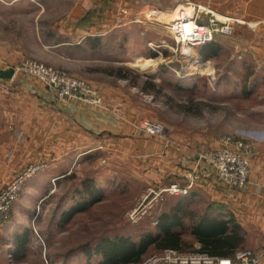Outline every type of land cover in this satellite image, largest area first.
<instances>
[{
  "label": "rangeland",
  "instance_id": "obj_1",
  "mask_svg": "<svg viewBox=\"0 0 264 264\" xmlns=\"http://www.w3.org/2000/svg\"><path fill=\"white\" fill-rule=\"evenodd\" d=\"M77 1L0 0V62L20 66L34 60L91 84L108 80L115 89L112 97L128 101L136 128L142 118H155L166 127L164 140L158 139L169 144L178 138L207 150L220 146L225 136L250 142L254 149L251 168L252 161L264 153V62L241 52L233 58L223 52L203 70L200 47L192 46L193 59L191 49L183 51L164 22L163 12L158 17H136L154 25L151 29L131 23L100 36L103 41L96 47L70 43L73 37L64 31V22L78 21L72 16ZM127 20L129 16L117 23ZM63 41L69 43L59 44ZM140 57L152 61L151 65L140 67ZM0 133L7 134L6 128H0ZM94 148H83V156L72 164L70 159L54 160L51 165L46 160L47 168L27 179L0 225V264H103L93 252L100 239L132 236L137 240L144 228L156 231L157 219L179 202L181 225L174 230L184 242L182 250L202 247L191 231L190 215L201 214L205 200L148 195V188L155 185L145 179L141 156L132 149L112 150L100 143ZM63 161H69V166L59 165ZM13 177L4 178L6 183L0 179V189ZM30 185L35 190L28 198ZM144 194L147 197L140 210L147 208V213L129 220L126 212ZM94 196L99 199L92 201ZM84 203V209L67 217L70 208ZM239 222L237 247L264 250L263 234L245 220ZM159 251L150 244L138 263L121 264H142Z\"/></svg>",
  "mask_w": 264,
  "mask_h": 264
},
{
  "label": "crops",
  "instance_id": "obj_2",
  "mask_svg": "<svg viewBox=\"0 0 264 264\" xmlns=\"http://www.w3.org/2000/svg\"><path fill=\"white\" fill-rule=\"evenodd\" d=\"M188 5L193 13L198 7L201 12L212 11L220 19L244 21L233 25L232 34H216L211 42L198 45L203 70L211 59L223 52L230 54L231 58L241 52L255 62H264V0H78L72 13L74 20L83 19L87 14L90 19L74 24L66 20L64 31L72 35L70 43H88L90 47H96L103 41L100 36L121 25L138 23L145 29L154 26L137 16L156 14L158 17L166 10L174 12L175 8ZM122 10L125 14L120 13ZM128 16L126 22L117 23ZM206 18L204 12L200 13L201 22ZM63 43L69 42L59 44ZM213 47L216 51L211 55ZM190 52V57L195 58L194 51L191 49ZM9 65L15 66L12 62H0V67ZM13 81L10 94L0 93V128L7 130V134L0 133L1 181L5 182L32 161L51 160V165L54 160L61 163L70 159L72 164L83 156V148L91 151L99 143L112 150L122 147L129 152L134 150L142 157L145 179L150 185L186 184L192 179L188 196H171L186 197L188 201L201 197L205 200V208L199 215L204 214L211 204L223 205L233 212L237 220L241 216L238 222L245 220L263 234L264 240L263 152L252 161L247 185L231 189L215 177L210 166L200 157L207 150L203 145L178 138L167 144L136 128L135 120L130 117L128 101L112 97L115 89L108 80L92 81L102 97L100 106L78 99L58 101L42 81L19 72ZM70 162L63 161L59 165L69 166ZM34 190L30 185L26 189V197H31Z\"/></svg>",
  "mask_w": 264,
  "mask_h": 264
},
{
  "label": "built area",
  "instance_id": "obj_3",
  "mask_svg": "<svg viewBox=\"0 0 264 264\" xmlns=\"http://www.w3.org/2000/svg\"><path fill=\"white\" fill-rule=\"evenodd\" d=\"M202 12L207 15L205 22L199 20ZM202 12L198 10V7L195 13L190 14L181 9L177 17L169 24L168 28L171 34L181 48L184 44L198 46L211 42L216 34H232L233 25L244 22L235 18L220 19L212 11L202 10ZM13 67L15 74L10 80L0 78V93L4 95L11 93L16 73L22 72L42 81L54 93L58 101L78 99L96 106H100L102 103L99 91L90 82L60 68L34 60H28L20 66L15 65ZM137 126L146 134L163 140L165 138L166 127L160 120L144 117ZM253 153L252 143L225 136L220 146L202 152L200 157L210 166L213 174L225 186L231 189H241L248 183L250 159ZM47 166L46 160L29 162L14 175L4 188L0 189V225L8 217L13 202L20 197L27 179L36 172L47 168ZM192 185L193 180L189 179L186 184L174 182L162 187H151L148 188V195L153 193L160 198L165 193L184 195L189 193ZM146 197L147 195L144 194L141 200L137 201L136 205L126 212L125 215L129 220H137L147 213V208L140 210ZM142 264H264V250L241 247L236 248L231 255H217L200 248L191 250L163 248Z\"/></svg>",
  "mask_w": 264,
  "mask_h": 264
},
{
  "label": "trees",
  "instance_id": "obj_4",
  "mask_svg": "<svg viewBox=\"0 0 264 264\" xmlns=\"http://www.w3.org/2000/svg\"><path fill=\"white\" fill-rule=\"evenodd\" d=\"M90 16L87 14L83 19H78L81 23L88 21ZM77 24H80L79 22ZM211 55H214L216 48H211ZM98 200L94 196L93 200ZM87 203L76 204L70 208L66 215L69 217L74 212L86 207ZM182 204L165 211L157 220L156 231L151 227L144 228L137 234V240L132 236H120L114 238H102L94 246L95 255H100L103 264L138 263L141 255L150 244L161 250L163 248L183 249V240L180 233L174 230L181 225L180 211ZM193 223L192 233L202 247L201 250L211 254L231 255L241 242V237L237 230L242 226L236 219L232 211L223 205L211 204L206 212L197 217L192 214Z\"/></svg>",
  "mask_w": 264,
  "mask_h": 264
},
{
  "label": "bare ground",
  "instance_id": "obj_5",
  "mask_svg": "<svg viewBox=\"0 0 264 264\" xmlns=\"http://www.w3.org/2000/svg\"><path fill=\"white\" fill-rule=\"evenodd\" d=\"M181 9H184V11L186 12V13H192V8L190 7V6H187V7H179V8H175V10H174V12H167V11H165V12H163V14L165 15V16H163V20H164V22L166 23V24H168V26H169V24L171 23V21L172 20H174L176 17H177V15H175V13H177V12H179ZM167 18V19H166ZM167 21H166V20ZM184 48L185 49H193L192 48V46H189V45H183L182 46V50L184 51ZM186 52H187V50H186ZM188 54V53H187ZM151 63H152V61H150V62H147L143 57H140L139 58V66L140 67H146V66H149V65H151ZM154 63V62H153Z\"/></svg>",
  "mask_w": 264,
  "mask_h": 264
},
{
  "label": "water",
  "instance_id": "obj_6",
  "mask_svg": "<svg viewBox=\"0 0 264 264\" xmlns=\"http://www.w3.org/2000/svg\"><path fill=\"white\" fill-rule=\"evenodd\" d=\"M15 74V68L13 66H2L0 67V78L10 80Z\"/></svg>",
  "mask_w": 264,
  "mask_h": 264
}]
</instances>
